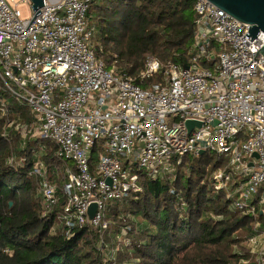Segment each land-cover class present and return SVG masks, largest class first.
Masks as SVG:
<instances>
[{
    "label": "built area",
    "instance_id": "built-area-1",
    "mask_svg": "<svg viewBox=\"0 0 264 264\" xmlns=\"http://www.w3.org/2000/svg\"><path fill=\"white\" fill-rule=\"evenodd\" d=\"M26 1L29 18L13 0H0V118L7 136L10 100L27 107L33 125L15 130L25 140L53 143L64 163L53 167L57 179H49V164L38 150L32 153L29 175L44 199L43 215L56 216L52 234L70 238L85 225L105 233L110 206L141 191V178L174 180L183 158L201 150L224 161L212 174L213 190H224L237 209L257 219L254 199L264 189L263 33L251 41L248 24L209 0H194L197 33L189 68L168 65L161 82L143 88L95 53L88 22L94 0H44L39 11ZM202 61L213 65L205 68ZM162 67L149 57L141 77ZM190 119L201 127L189 132ZM27 161L14 152L7 162ZM92 203L97 210L90 220ZM259 227L247 239L251 258L240 264H264ZM119 247L106 250L107 256L114 259Z\"/></svg>",
    "mask_w": 264,
    "mask_h": 264
},
{
    "label": "trees",
    "instance_id": "trees-1",
    "mask_svg": "<svg viewBox=\"0 0 264 264\" xmlns=\"http://www.w3.org/2000/svg\"><path fill=\"white\" fill-rule=\"evenodd\" d=\"M197 17L194 0H94L88 22L95 29L97 56L146 88L163 80L168 65H189ZM149 57L163 67L142 78ZM201 65L210 68L213 63ZM9 107L13 125L7 136L6 120L0 118V264H240L251 258L242 241L256 234V223L264 229V209L256 219L237 209L224 190H213L212 174L224 161L209 151L186 155L174 180L141 178V191L110 206L111 226L105 233L85 225L70 238L60 231L52 234L56 216L43 215L44 199L29 171L33 151L43 145L46 151L53 147L44 153L48 164L63 161L48 140L23 139L15 126H32V114L12 100ZM14 152L29 162L10 165ZM261 193L254 199L257 206ZM125 229L129 242L123 244L119 237ZM117 245L110 259L106 250Z\"/></svg>",
    "mask_w": 264,
    "mask_h": 264
},
{
    "label": "water",
    "instance_id": "water-1",
    "mask_svg": "<svg viewBox=\"0 0 264 264\" xmlns=\"http://www.w3.org/2000/svg\"><path fill=\"white\" fill-rule=\"evenodd\" d=\"M215 6L223 9L237 20L248 24L249 34L247 36L251 41L260 33L264 34V0H209ZM32 7L35 11H39L44 5V0H31ZM260 54L264 56V45L260 48ZM186 68H189L188 65ZM202 123L196 120H187L186 126L191 132L195 127H201ZM201 150L200 153H204ZM258 158V154H254ZM110 182V180H108ZM97 210V204L92 203L89 208V218L92 220Z\"/></svg>",
    "mask_w": 264,
    "mask_h": 264
},
{
    "label": "rangeland",
    "instance_id": "rangeland-1",
    "mask_svg": "<svg viewBox=\"0 0 264 264\" xmlns=\"http://www.w3.org/2000/svg\"><path fill=\"white\" fill-rule=\"evenodd\" d=\"M13 4H15V5H17V8L20 10V12H21V15H22V17L23 18H29L30 16H31V14H32V8H31V4L28 2V1H26V0H13ZM41 147V146H40ZM53 147H50V149H48L47 151H46V149L47 148H45V149H41V148H37V150L39 151V155L42 157V158H44V153H47V152H49V151H51V149H52ZM37 150H35V151H37ZM54 164H56V162L54 163ZM64 164V163H63ZM69 164H72L71 162H69ZM60 165V164H59ZM53 167H55V165L54 166H51V164H49L48 165V170H49V179H57V176L56 175H54L53 174ZM60 167V166H59ZM61 172H62V170H60V174H59V177H62L61 175ZM33 179H35V178H33ZM35 182L36 183H38L37 182V179H35ZM38 185V184H37ZM39 190V189H38ZM261 195L262 196H264V189H262V193H261ZM258 204H259V202H258ZM260 209H264V202L263 203H260L258 206H257V217L259 216L258 215V213H259V210ZM128 216H129V218H132V216H130V214L128 213ZM110 226H111V224H110ZM140 227H143V224H140ZM120 240H121V242L124 244V243H126V240H127V237H126V231L124 232V236L123 235H121L120 237ZM245 240H243L242 241V245L244 246H248V242H247V239L248 238H244Z\"/></svg>",
    "mask_w": 264,
    "mask_h": 264
}]
</instances>
